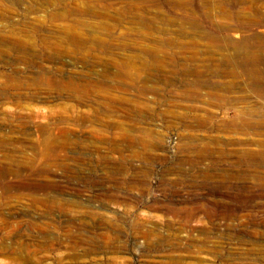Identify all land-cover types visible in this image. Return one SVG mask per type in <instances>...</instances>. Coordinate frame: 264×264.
I'll return each mask as SVG.
<instances>
[{"label":"rangeland","instance_id":"374dc122","mask_svg":"<svg viewBox=\"0 0 264 264\" xmlns=\"http://www.w3.org/2000/svg\"><path fill=\"white\" fill-rule=\"evenodd\" d=\"M0 264H264V0H0Z\"/></svg>","mask_w":264,"mask_h":264}]
</instances>
